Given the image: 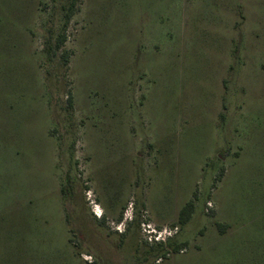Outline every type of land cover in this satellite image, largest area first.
<instances>
[{"label":"rangeland","instance_id":"obj_1","mask_svg":"<svg viewBox=\"0 0 264 264\" xmlns=\"http://www.w3.org/2000/svg\"><path fill=\"white\" fill-rule=\"evenodd\" d=\"M65 215L72 264H264V0H0L6 263Z\"/></svg>","mask_w":264,"mask_h":264},{"label":"crops","instance_id":"obj_2","mask_svg":"<svg viewBox=\"0 0 264 264\" xmlns=\"http://www.w3.org/2000/svg\"><path fill=\"white\" fill-rule=\"evenodd\" d=\"M96 218L98 217L96 216ZM65 220L66 222L62 221L63 232L65 233L63 234V237H61L60 239H58L55 236L57 233L55 224H51L52 229L51 227L40 228L39 233L41 235V238H39L35 244H32L31 241H29L28 243L27 241H21L20 244L19 243L20 240L15 238L13 240V245L15 244L16 246L14 252H15V256H17V260H18V247L19 245H21L22 248H29V252L32 253V255L34 256L33 258L32 257L29 258V259H33L32 260L33 263L30 262L28 264H72L71 263L72 256L69 255L70 257L68 263V256L66 253L67 247L69 246L67 241L68 228L66 223L68 222L66 219V215H65ZM59 241H61L60 244ZM10 242H11L10 245H12V241ZM7 245L8 244L5 243V241L0 240V264H7L8 263L7 260L10 259L5 249ZM58 245L61 246V252L57 248ZM22 250L23 249H21V251Z\"/></svg>","mask_w":264,"mask_h":264},{"label":"trees","instance_id":"obj_3","mask_svg":"<svg viewBox=\"0 0 264 264\" xmlns=\"http://www.w3.org/2000/svg\"><path fill=\"white\" fill-rule=\"evenodd\" d=\"M192 205L191 204H188L185 206V208H183L181 211H180V221L181 222H185L187 219H189L188 217L190 216V213L192 211Z\"/></svg>","mask_w":264,"mask_h":264},{"label":"built area","instance_id":"obj_4","mask_svg":"<svg viewBox=\"0 0 264 264\" xmlns=\"http://www.w3.org/2000/svg\"><path fill=\"white\" fill-rule=\"evenodd\" d=\"M93 213L96 215L95 210L93 209ZM148 231H150V229H147ZM159 234H156V236H154V241H162L160 238H157Z\"/></svg>","mask_w":264,"mask_h":264},{"label":"bare ground","instance_id":"obj_5","mask_svg":"<svg viewBox=\"0 0 264 264\" xmlns=\"http://www.w3.org/2000/svg\"><path fill=\"white\" fill-rule=\"evenodd\" d=\"M148 229V228H147ZM147 232H149V231H147Z\"/></svg>","mask_w":264,"mask_h":264}]
</instances>
